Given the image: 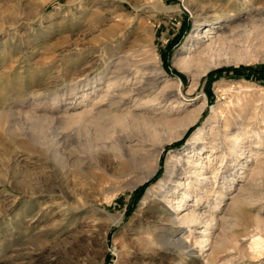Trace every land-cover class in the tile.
Masks as SVG:
<instances>
[{"label": "rangeland", "instance_id": "1", "mask_svg": "<svg viewBox=\"0 0 264 264\" xmlns=\"http://www.w3.org/2000/svg\"><path fill=\"white\" fill-rule=\"evenodd\" d=\"M262 7L264 0H0V264H209L213 248L195 244L204 229L225 244L213 264H264V145L247 149L217 223L207 213L213 195L198 209L202 222L164 220L195 202L182 195L191 187L170 190L166 166L189 154L199 128L264 127V28L242 35ZM211 20L218 27L197 40ZM192 56L195 64H183ZM155 227L183 238L190 252L144 246ZM255 237L261 254L249 247Z\"/></svg>", "mask_w": 264, "mask_h": 264}, {"label": "bare ground", "instance_id": "2", "mask_svg": "<svg viewBox=\"0 0 264 264\" xmlns=\"http://www.w3.org/2000/svg\"><path fill=\"white\" fill-rule=\"evenodd\" d=\"M254 16L255 17H253L250 24L247 25L248 27L245 26V28H243L244 33L242 35H246L248 38L252 37L253 31L256 28L257 29L264 28V7L255 9ZM213 20H215V17H213ZM213 20H211L209 24H207L208 26L207 25L204 26L206 29L203 32L201 30V32H198L196 34L195 37L197 38V40H201L205 37H208L210 33H212L213 29L218 27V26L213 25L215 23L213 22ZM214 49L215 48H214L213 43L209 45L207 44L204 52L209 53L210 51H213ZM182 60H183V64L187 63L191 67V65L195 64L194 62L196 61V58L192 56L188 58L187 57L182 58ZM197 81H198L197 77H195L194 75L193 82H192L193 87L196 85ZM88 95H89L88 92L85 93L84 98L87 99L90 96ZM204 106L205 105H203L200 108V110H202ZM97 112L102 115H106V114L112 115L115 123L121 122L122 116H120V114L115 115V114H111L107 111H102V110L100 111L98 110ZM237 125H238V128L235 130H232L230 128L231 125L229 124V122L223 125V127L213 126L209 134H206V132H204V128H199L197 132H195V134L192 137H190L191 140L190 141L188 140L189 141L188 145L192 146L191 150L188 152L189 154L187 156L185 154H182L179 156L176 154V155H173L168 160V163L166 166V169H167L166 179L169 183V187H171L170 190L176 191V189L180 186H183L184 189H186V187H191L190 190H185V191L183 190L182 195L183 197L187 199L189 196L194 194L193 198H196V199H195V202L190 205L191 209L188 210V212L185 213L182 217H180V219H176L175 217L173 218L172 215L165 214L164 220H167L168 222L172 224L179 223L183 225H188L189 227L202 222V215L200 214L198 209L201 207V204L202 202H204V199H211L213 198L211 197L213 195L215 196L214 197L215 201L211 202L208 200V203L210 202V204H209V210L207 211V213L210 218L209 225L212 226L214 224V222L217 220L216 212L218 211V208H221L224 197L227 195V193L224 192V189L228 188V190H232L234 188V185L237 179V174L239 171L237 166L240 162H242V159L246 157L245 154L247 153V149H249L253 143L259 144L261 146L264 145V127L260 130H246V127H244L242 123H239V121H237ZM196 143L197 144L200 143L201 146L197 145ZM247 143H249V145ZM200 148H201V151L198 152L197 149H200ZM205 149H209V152L211 153L204 157L203 150ZM217 151H220L221 153L215 156ZM260 154L261 152H257L256 156L254 157L256 158L255 160L259 158ZM241 164L243 165V167H245L244 169L251 170L250 167L248 168L249 164L247 163H241ZM153 173H154L153 170L150 173L147 172L146 173L147 175L145 176V178L148 179ZM192 175H195L194 181H192ZM184 178L185 180L183 181ZM189 178H191V181L186 182V180H188ZM221 179H223V181H221ZM164 183L166 182L162 180L160 182V185L164 186ZM168 189H164L165 193L162 195L165 200L166 199L168 200V198L172 196V193L171 195L169 194L171 191ZM186 202L187 200H185L184 203L180 202L179 204L176 205V208L182 209ZM165 209H166V206H165ZM120 221H121V218H118V217L113 218V223H118ZM257 221L259 223L261 222L260 217L257 218ZM149 227L147 229H149ZM161 227L164 228L166 226L160 225V227L158 228L160 229ZM163 228L162 230H164ZM155 229L156 227L154 229H151L150 232L147 231L148 232L146 235L147 237L141 240L143 241L144 246L146 244L147 246H150L151 248H154V247L165 248L166 250L170 248L169 246H171V249L178 251L180 253L186 254V255L190 252L187 249L191 247V245L187 244V242L183 238L174 237L173 234L170 235L166 233V231L156 232ZM262 231H264V229H262ZM203 233L204 234H203L202 239L196 240L195 242L196 245L199 244V246H201L202 248L210 245V247L206 249L208 250V249L213 248L212 250L214 251L216 249L222 248L225 245L223 244V240L213 241L214 239L212 240L213 238L212 235L208 234L205 229L203 230ZM142 238L139 237L138 239H142ZM143 244H141V246H143ZM262 245L263 244H262L261 237H255L254 239H252L249 247L253 249L254 252H256L257 254H261L263 251ZM214 251L207 258L208 260L207 262L209 264L210 263L213 264L215 262Z\"/></svg>", "mask_w": 264, "mask_h": 264}]
</instances>
